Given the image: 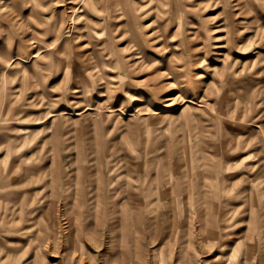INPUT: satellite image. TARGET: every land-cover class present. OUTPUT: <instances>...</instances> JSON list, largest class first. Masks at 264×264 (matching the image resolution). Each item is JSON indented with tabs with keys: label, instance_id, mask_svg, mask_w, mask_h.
I'll list each match as a JSON object with an SVG mask.
<instances>
[{
	"label": "rangeland",
	"instance_id": "374dc122",
	"mask_svg": "<svg viewBox=\"0 0 264 264\" xmlns=\"http://www.w3.org/2000/svg\"><path fill=\"white\" fill-rule=\"evenodd\" d=\"M89 1L0 0V264H264V0Z\"/></svg>",
	"mask_w": 264,
	"mask_h": 264
},
{
	"label": "bare ground",
	"instance_id": "6f19581e",
	"mask_svg": "<svg viewBox=\"0 0 264 264\" xmlns=\"http://www.w3.org/2000/svg\"><path fill=\"white\" fill-rule=\"evenodd\" d=\"M73 1H77V0H73ZM93 0H90L89 1V3H91ZM233 2H235L234 3V6H236V5H238L239 4V0H231V3H233ZM250 6V5H249ZM81 7V6H80ZM80 7H77V5L75 4V5H73L72 7H71V9L73 10V11H77L78 9H80ZM81 11V10H80ZM74 17V16H73ZM73 17L71 18V19H73ZM132 30H133V28H132ZM134 34V33H133ZM130 35V34H129ZM135 35V34H134ZM133 37V36H132ZM134 38V37H133ZM148 46V45H147ZM144 49V48H143ZM150 49V48H149ZM137 50V49H136ZM234 50V49H233ZM219 53V52H218ZM147 54V53H146ZM180 55V54H179ZM134 58H133V61H134V63L133 64H137V63H139V62H141V60H143V57L145 56V53L143 52V51H137L136 53H134ZM151 56V55H150ZM205 56V55H204ZM221 56H223V57H221ZM79 57V56H78ZM154 57V56H153ZM220 57L222 58V59H220ZM227 57H229V56H227ZM82 58V57H81ZM94 58V57H93ZM146 58H147V56H146ZM217 59H219V61H222V60H224V58H225V56L222 54V53H219V54H217V57H216ZM103 59V58H102ZM203 59H204V57H203ZM229 59V58H228ZM197 62V61H196ZM149 63V62H148ZM99 63L97 62V65H98ZM101 64V63H100ZM104 64V63H103ZM144 64V63H143ZM147 64V63H146ZM107 65H108V63H107ZM149 65H151V64H149ZM225 65V64H224ZM103 66V65H102ZM96 67V66H95ZM100 67V66H99ZM173 67V66H172ZM230 66L229 65H225V68H229ZM224 68V69H225ZM100 70V69H99ZM169 70H171V69H169ZM72 71V70H71ZM70 71V72H71ZM98 71V70H97ZM103 71V70H102ZM64 72V71H63ZM77 72V71H76ZM183 72V71H182ZM214 72H216V71H214ZM72 73H74V72H72ZM175 73V72H174ZM173 73V74H174ZM178 73V72H177ZM75 75V74H74ZM208 75V74H207ZM71 76H73V75H71ZM76 76H78V75H76ZM116 76H118V75H116ZM64 77V76H63ZM74 77V76H73ZM76 78V77H75ZM176 78V77H175ZM196 78V77H195ZM205 78V74L204 73H201V74H199V75H197V78H196V80H199V79H204ZM77 79V78H76ZM178 80V79H177ZM200 81V80H199ZM201 82V81H200ZM200 82H197V84L196 85H198V90L200 89L199 87V84H200ZM116 83V82H115ZM196 83V82H195ZM203 83V82H202ZM233 83H235V82H233ZM175 82L174 83H169V82H163V83H161V85L160 86H157V88L156 89H158V92L159 91H161V90H163V89H172V88H174L175 87ZM202 85V84H201ZM195 86V85H194ZM231 88H232V86H231ZM197 90V89H196ZM212 91V90H211ZM74 92H76V93H78V94H80V92H78V91H74ZM237 94V93H236ZM235 94V95H236ZM74 95H76V94H74ZM199 95V94H198ZM208 95V94H207ZM234 95V96H235ZM197 96V95H196ZM179 97H181V95L178 93V94H176V95H173V96H169V97H167L166 98V100H167V104H174V102H176V100H177V98H179ZM221 99H222V96H221ZM188 104L183 108V110L185 109V110H188V109H192V108H194V106L196 105V102L194 101V98H190V99H187V100H185ZM166 104V105H167ZM227 105V104H226ZM88 107H90V106H88ZM86 108V109H88V110H90V111H94V108ZM198 107H200V106H198ZM224 107V106H223ZM226 109V108H225ZM114 111H117V109H114V110H110V112L111 113H113ZM228 111V110H227ZM223 113V112H222ZM154 114L155 115H157V116H160V117H168L169 115H170V113H163V112H154ZM196 164V163H195ZM233 171V170H232ZM235 172H237V171H235ZM236 174V173H235ZM234 173H233V176L235 175ZM229 177H231V176H229ZM228 177V178H229ZM225 189V188H224ZM222 190V189H221Z\"/></svg>",
	"mask_w": 264,
	"mask_h": 264
}]
</instances>
